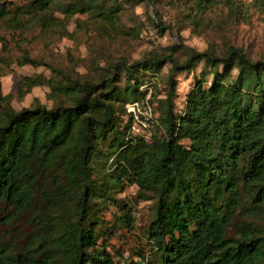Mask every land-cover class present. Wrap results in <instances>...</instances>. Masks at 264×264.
Here are the masks:
<instances>
[{
    "label": "trees",
    "instance_id": "trees-1",
    "mask_svg": "<svg viewBox=\"0 0 264 264\" xmlns=\"http://www.w3.org/2000/svg\"><path fill=\"white\" fill-rule=\"evenodd\" d=\"M86 1L85 7L68 3L66 15L95 11L114 23L113 12L96 0ZM237 1L192 0L197 11L222 3L234 14L240 9ZM251 4L264 13V0ZM11 5L0 1V23L10 13L15 22L28 14L59 27L48 0H33L24 11ZM177 49L171 46L169 54L125 66L124 88L116 84L118 68L112 78L80 80L24 52V62L65 76L67 83L50 86L63 101L15 111L3 103L0 90V205L26 210L34 183L48 170H60L40 198L61 196L74 204V216L58 215L53 226L59 233L57 250L69 264H114L97 245L95 229L102 220L93 201L92 177L95 148L109 137L115 148L113 178L136 185L137 197L152 202L145 234L153 257L139 253V260L128 264H264V61H252L235 46L223 56L189 48L178 61L173 57ZM167 61L168 89L154 117V127L162 132L152 129L148 141L131 136L128 122L120 127V111L146 97L141 88L145 73L159 72ZM199 63L210 67L212 78L207 86L204 77L196 79L183 107L175 111L176 76ZM36 84L24 77L17 93ZM120 218L126 221L127 215ZM35 219L43 235L38 246L12 254L0 247V264L54 263L52 255L41 251L52 227L43 215Z\"/></svg>",
    "mask_w": 264,
    "mask_h": 264
},
{
    "label": "rangeland",
    "instance_id": "rangeland-1",
    "mask_svg": "<svg viewBox=\"0 0 264 264\" xmlns=\"http://www.w3.org/2000/svg\"><path fill=\"white\" fill-rule=\"evenodd\" d=\"M5 1L24 11L33 0ZM71 2L84 6L87 1L48 0L59 27L41 24L28 14L15 22L10 13L0 23V90L5 97L3 103L9 109L17 111L33 105L51 107L63 101L62 96L55 94L50 86L54 82L67 83L65 76L45 65L24 62V52L80 80L112 78L115 68H118L116 84L121 88L126 86L125 66L169 54L171 46H179L173 53L178 61L186 58L189 48L200 52L212 50L217 56H223L230 46L243 49L252 61H264V13L252 6V0H238L240 9L237 14L222 3L200 12L192 0H96L113 12V24L104 21L95 11L67 16L65 8ZM169 67L167 61L159 72L144 75L146 82L141 88L147 91L146 95L150 93L148 102L153 106L155 116L160 112L158 101L167 93ZM210 70V67L199 63L192 70L177 74L175 111L183 107L185 96L196 79L204 77V85L207 86L212 78ZM24 77L35 80L37 84L19 94L17 83ZM120 112V127L128 122V133L138 137V131L132 129L136 124L126 108ZM150 129L151 136L152 129L155 133L162 132L161 127H154V121ZM110 140L111 137L100 141L92 157L93 201L99 204L97 215L102 220L95 233L98 248L103 249L114 264H128L138 261L139 253L153 257L152 253L148 255L151 246L145 234L152 214V202L137 197L136 185L113 178L115 148ZM181 143L187 145L188 141L182 139ZM55 174H60V170L53 171V174L48 170L34 183L33 198L26 210L17 211L5 203L0 205V247L8 254L38 246L43 235L35 217L43 215L44 223L52 229H48L50 232L46 233L48 238L42 243L41 251L52 255V264H69L67 256L57 250L59 233L53 226L58 215L74 216V204L61 196H56L53 201L40 198L43 190L53 186ZM124 214L127 215L126 221L120 218Z\"/></svg>",
    "mask_w": 264,
    "mask_h": 264
},
{
    "label": "built area",
    "instance_id": "built-area-1",
    "mask_svg": "<svg viewBox=\"0 0 264 264\" xmlns=\"http://www.w3.org/2000/svg\"><path fill=\"white\" fill-rule=\"evenodd\" d=\"M150 93L142 100H134L126 105V110L129 116L133 118L136 124L132 126L134 131H138V137L148 141L151 136V127L154 121V108L148 102Z\"/></svg>",
    "mask_w": 264,
    "mask_h": 264
}]
</instances>
